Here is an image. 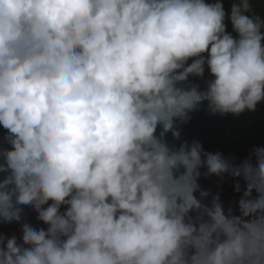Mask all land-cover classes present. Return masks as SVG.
<instances>
[{
	"label": "clouds",
	"instance_id": "1",
	"mask_svg": "<svg viewBox=\"0 0 264 264\" xmlns=\"http://www.w3.org/2000/svg\"><path fill=\"white\" fill-rule=\"evenodd\" d=\"M250 8L0 0V222L30 209L46 226L0 234V264H264V147L236 163L164 140L205 102L221 116L264 102V20ZM206 70L203 90L189 82ZM202 167L243 182L238 216L194 226Z\"/></svg>",
	"mask_w": 264,
	"mask_h": 264
},
{
	"label": "water",
	"instance_id": "2",
	"mask_svg": "<svg viewBox=\"0 0 264 264\" xmlns=\"http://www.w3.org/2000/svg\"><path fill=\"white\" fill-rule=\"evenodd\" d=\"M208 79L210 76L206 70L203 79L190 78L189 82L199 85L203 90ZM189 117L187 123L178 122L179 139L171 132L164 135V140L170 147L179 148L181 143L191 144L195 140L202 144L205 152H219L225 158H234L236 163L247 158L253 147H264V102L259 103L254 112L245 111L239 115L223 116L213 114L205 102L190 112ZM161 131L158 127L156 135L159 136ZM5 134L6 130L0 128V148L9 147L4 141ZM199 173L195 178L196 188L192 193L199 204L188 213L194 226H209L213 214L218 219L238 216V201L242 192L237 193L234 185L239 182L243 188V182L234 180L227 174L219 177L208 175L207 169L203 167L199 169ZM183 174L184 169L180 168L174 171V178L179 179ZM2 178L3 174H0V179ZM192 203L195 205V201ZM25 222L34 227H46L37 221L36 214L30 209H25L22 214L21 223ZM21 223L0 222V234L16 236L19 240Z\"/></svg>",
	"mask_w": 264,
	"mask_h": 264
},
{
	"label": "trees",
	"instance_id": "3",
	"mask_svg": "<svg viewBox=\"0 0 264 264\" xmlns=\"http://www.w3.org/2000/svg\"><path fill=\"white\" fill-rule=\"evenodd\" d=\"M208 2H211V0H208ZM235 0H223L225 11H230L232 3H234ZM251 8L249 15L258 16L262 20H264V0H249ZM227 24V30L229 32H232V26L230 22L226 20Z\"/></svg>",
	"mask_w": 264,
	"mask_h": 264
}]
</instances>
